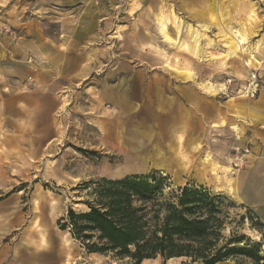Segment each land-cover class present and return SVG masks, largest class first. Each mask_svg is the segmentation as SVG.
I'll return each mask as SVG.
<instances>
[{
    "label": "rangeland",
    "instance_id": "rangeland-1",
    "mask_svg": "<svg viewBox=\"0 0 264 264\" xmlns=\"http://www.w3.org/2000/svg\"><path fill=\"white\" fill-rule=\"evenodd\" d=\"M200 23L208 25L204 59L181 46L191 40L187 26ZM242 28L255 66L247 43L226 55ZM260 128L264 0H0V264L38 263L27 239L40 225L61 247L59 221L70 208L87 209L85 184L101 177L157 171L167 191L203 185L236 203L232 215L245 212L223 177L241 191ZM246 185L264 194L258 177ZM250 208L264 222V207ZM243 231L260 237L248 222ZM73 243L70 264H128Z\"/></svg>",
    "mask_w": 264,
    "mask_h": 264
},
{
    "label": "trees",
    "instance_id": "trees-1",
    "mask_svg": "<svg viewBox=\"0 0 264 264\" xmlns=\"http://www.w3.org/2000/svg\"><path fill=\"white\" fill-rule=\"evenodd\" d=\"M154 171L85 184L87 209H69L59 221L88 253L111 254L141 264L145 259L185 257L191 262L264 264V222L250 208L232 215L236 203L203 185L167 191ZM259 238L243 231L246 223Z\"/></svg>",
    "mask_w": 264,
    "mask_h": 264
},
{
    "label": "crops",
    "instance_id": "crops-1",
    "mask_svg": "<svg viewBox=\"0 0 264 264\" xmlns=\"http://www.w3.org/2000/svg\"><path fill=\"white\" fill-rule=\"evenodd\" d=\"M128 105H129V98H127V95L125 94L121 95L120 100H119V106L121 108H124V107H127ZM178 140L180 141L179 138ZM255 140L257 142L256 144L257 158L254 160L253 168H250L249 170L243 172V176L241 175L243 179L241 191L236 181V178H232L228 175H225L227 177L224 176L223 178L226 179L229 190H230V185H229L230 183L228 182V179L231 178L235 181L237 192H232V193L235 194L236 196H240L241 201H243V203L247 204L250 207L260 208V207H264V194H258V193L255 194L253 192H250L249 191L250 186L246 185V180L250 182L252 181V179L258 177L259 181L264 182V128H260L259 132L255 134ZM181 141H182L181 142L182 146L180 150L184 152V147H185L186 142L183 141V138L181 139ZM182 156L180 155V164H181V160H183V162L185 163V158H184L185 154L183 153ZM184 165H186L187 167V164H184ZM222 171L224 172V170ZM246 178H251V179H246ZM37 200L38 198L35 199L36 203H37ZM38 220H39V215L36 214L33 218L32 224L38 225L39 224ZM37 231L38 232L36 236L30 237L27 239V241L32 245L31 248H33L32 250L34 251V253H32L33 256L39 259L38 263H35V264H55V263H59L60 261H63V264H65V262L68 259H72L74 263V260H75V256L73 253L74 238L71 237L70 232H66L67 237L65 239V242L61 245V247L55 248L53 247V243L50 241L47 230L42 225L39 226ZM91 254H97V253H91ZM183 258L185 257H175V258H170L167 260L169 264H178L179 260ZM156 260H157L156 258L155 259H145L141 264H155L154 262ZM217 264H233V263L227 260V261L218 262Z\"/></svg>",
    "mask_w": 264,
    "mask_h": 264
},
{
    "label": "bare ground",
    "instance_id": "bare-ground-1",
    "mask_svg": "<svg viewBox=\"0 0 264 264\" xmlns=\"http://www.w3.org/2000/svg\"><path fill=\"white\" fill-rule=\"evenodd\" d=\"M252 11V10H251ZM254 11V10H253ZM165 20V19H164ZM168 21V20H167ZM175 21V20H174ZM169 22V21H168ZM166 21H161V31L163 32L164 34V37L167 39V40H172V37L169 35V33L166 31V26H167V23ZM176 26V24H175ZM199 27L200 28H196V27H193L192 25H188L187 26V29L191 35V40L190 42L188 43H182L181 46H183L184 48H186L187 50H189L196 58H199V59H204L205 58V53L203 52V49H204V46H201L200 45V40L203 36H205V30L208 28V25L207 24H199ZM233 33V32H232ZM250 36L251 34L249 33V31L246 29V28H242L241 31H238V37L239 39L236 40L235 38H231L230 40H228V42L230 43V48L226 51V55L227 56H237V51L239 49V45L242 44V43H247L249 44L250 42ZM250 45V50L247 49L248 51L246 52L248 55V63L250 65H254L255 66V63H254V59H255V55H254V48L251 47V44ZM247 63V64H248ZM193 75L191 74L190 72V75L189 77H192ZM245 96V95H244ZM243 97V96H241ZM139 155V154H138ZM145 161L144 163L147 164V160H143ZM143 163V164H144ZM141 164V163H140ZM139 164V165H140ZM135 166V165H134ZM136 168V167H135ZM135 168H127L126 170L127 171H130V170H135ZM138 169V168H137ZM145 170V169H144ZM225 172H229V173H236V170L233 169L232 167L230 166H227L225 167V169H223ZM139 172V171H138ZM122 173V171L120 172ZM127 173V172H126ZM125 173V174H126ZM224 173V172H223ZM128 174V173H127ZM220 174V173H219ZM229 175V174H228ZM225 176V175H224ZM227 177V176H225ZM219 179H221V176L219 175L217 177ZM228 182L230 183V191L231 192H237V188H236V184H235V181L231 178L228 179ZM68 232V231H67ZM72 237V235H71ZM37 252V251H36ZM72 259H68L66 261V264H70Z\"/></svg>",
    "mask_w": 264,
    "mask_h": 264
}]
</instances>
